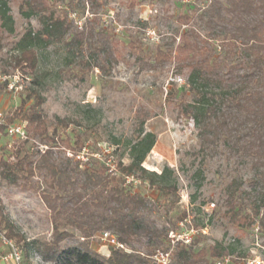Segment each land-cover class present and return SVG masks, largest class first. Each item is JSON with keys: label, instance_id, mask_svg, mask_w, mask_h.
<instances>
[{"label": "trees", "instance_id": "16d2710c", "mask_svg": "<svg viewBox=\"0 0 264 264\" xmlns=\"http://www.w3.org/2000/svg\"><path fill=\"white\" fill-rule=\"evenodd\" d=\"M12 1L0 0V29L8 33L13 32L14 25ZM18 1L19 14L26 20L36 18L39 27L26 29L11 70L23 74L34 70L37 50L62 44L68 53L80 58L82 70L91 67L105 74L119 62L121 51L127 49L111 30L100 26L98 9L102 5L98 0ZM144 2L126 0L129 9ZM59 3L70 13L57 14ZM86 11L90 17L83 25L74 27L68 21L70 15ZM174 21L177 28L156 46L155 57L148 61L139 54L136 59L147 70L172 63L174 77H185L186 87L174 105L178 115L193 122L200 167L223 158L247 172L245 177L238 175L225 184L223 216L237 231L255 226L264 235V0H195ZM138 23L146 25L145 21ZM173 92V88L167 91L168 100H173ZM42 102L31 90L16 108L2 116L0 132L15 121H22L26 123L28 138L13 145L6 157H0V178L22 180V185L27 186L33 177H39L44 187L37 185L36 190L51 213V238L43 242L25 239L4 214L1 202L0 231L22 250L24 264H31L33 252L53 264H151L148 255L115 247H110V255L104 256L92 248L90 240L97 233L100 238L103 233H110L128 246L136 237L139 210L147 200L166 215L179 203L177 185L167 181L172 171L164 166L157 174L143 167L157 138L144 125L157 114L150 115L145 108L136 110V136L127 143L128 162L118 160L114 171L109 172L101 152H91L86 145L91 130L60 118L49 125L39 110ZM73 125L77 129L67 135ZM34 138L39 139V146L30 143ZM118 145L117 139L109 144L114 151ZM83 148L88 150L84 162L76 159ZM200 172L196 170L197 174ZM129 176L148 182L157 197L149 199L131 191V186L125 184ZM186 218L183 210L177 220L181 223ZM202 230L203 226L191 244L178 243L173 248L170 256L176 264H216L225 258L220 244L199 246ZM73 231L79 235L78 243L63 247L64 241L76 238ZM163 238L151 258L157 250H169L168 232Z\"/></svg>", "mask_w": 264, "mask_h": 264}, {"label": "rangeland", "instance_id": "374dc122", "mask_svg": "<svg viewBox=\"0 0 264 264\" xmlns=\"http://www.w3.org/2000/svg\"><path fill=\"white\" fill-rule=\"evenodd\" d=\"M192 1L195 0H145L142 5L129 9L126 0H98L102 5L98 9L100 26L111 30L115 39L127 45L111 70L105 74L91 67L82 70L78 64L80 58L68 53L62 44H56L37 50L36 68L23 74L17 69L11 70L10 64L20 54L19 43L26 29L30 26L36 30L39 24L36 18L24 19L18 11L20 1L13 0L10 3L13 32L0 29V69H6L8 72L5 74L18 72L26 80L23 81V91L17 96L7 94L0 86V113L3 116L16 108L33 90L43 99L39 110L49 125L55 118H60L88 127L91 131L86 145L91 152L99 150L103 161L113 165L120 159L128 162L127 143L136 136V110L145 108L150 115L157 114L144 125V129L157 138L143 167L160 174L167 166L172 171L167 181L177 185L180 200L167 215L162 208L147 200L139 210L134 241L124 245L126 251L148 255L151 264H157L150 254L161 247L165 232L169 238L171 233L193 229L194 239L199 237V229L203 226L205 233L201 234L203 238L199 246L220 244L224 257L230 258V264H248L253 260L264 264V235L259 234L255 226L237 231L223 216L225 184L238 175L245 177L247 172L223 158H215L208 161L206 167H200L201 157L197 154L198 140L193 122L178 115L174 105L186 87L185 77L175 76L183 83L174 80L172 63H166L157 70H147L142 69V64L136 59L139 54L148 61L155 57L156 46L177 28L174 17L185 12ZM63 12L70 13L64 4H57L56 13L61 15ZM89 17L87 11L84 14L78 12L76 16L70 15L68 21L78 27ZM138 21H145L146 25ZM171 88L174 89V98L168 100L166 93ZM31 103L32 100L28 105ZM18 122L22 121L14 123ZM73 129H77L75 125L69 126L66 134ZM0 134V157H6L19 141L5 136L4 131ZM113 139L119 140L115 151L109 146ZM30 143L40 145L37 138L31 139ZM197 169L201 170L199 174ZM22 183V180L11 182L0 178L3 212L25 239L49 241L51 213L36 190L39 185L44 186L38 176L33 177L27 186ZM130 190L145 198L157 197L148 182L133 184ZM183 210L187 212V218L179 223L177 219ZM73 233L76 238L64 241L63 247L78 243L79 235L75 231ZM90 242L98 253L110 255L111 246L100 238L99 233ZM30 259L31 264H53L43 261L34 252ZM167 264H176L174 257L170 256Z\"/></svg>", "mask_w": 264, "mask_h": 264}, {"label": "built area", "instance_id": "2783aa9c", "mask_svg": "<svg viewBox=\"0 0 264 264\" xmlns=\"http://www.w3.org/2000/svg\"><path fill=\"white\" fill-rule=\"evenodd\" d=\"M24 80H26V77L18 72L14 74H5L0 69V86H3L4 91L9 95L12 96L19 95L23 91ZM174 80L176 82L183 83V81H181L180 78L176 79L174 77ZM2 124H3L2 114L0 113V125ZM4 135L13 140L16 139L18 141H25L28 138L26 123L18 122L6 126L4 130ZM41 149H45V147H41ZM87 152L88 150L86 148H83L82 152L76 156V159L81 160L82 162L86 161L88 154ZM108 167L110 168L109 172L114 171L113 164L108 162ZM140 183L141 181L133 176H129L125 178L126 185L132 186L133 184H140ZM201 232L205 233L204 230H202ZM192 233H194L193 229L186 230L184 232H180L177 234L171 233L168 238L169 250L156 251L155 254L153 255V259L155 260V262L157 264H167V261H169L171 251L173 250L175 245H177L178 243L185 245L191 244L193 239ZM101 239L111 247H115L126 251L124 245L119 243L116 240V238L112 236L110 233H103ZM0 242L2 246L5 248V252L2 255V261L4 262V264H24L22 250L17 246V244L13 240L8 239L5 236L4 232L1 231H0ZM216 264H230V258L225 257L219 260ZM248 264H260V262L258 260L257 261L253 260L250 261Z\"/></svg>", "mask_w": 264, "mask_h": 264}, {"label": "crops", "instance_id": "0c3cea01", "mask_svg": "<svg viewBox=\"0 0 264 264\" xmlns=\"http://www.w3.org/2000/svg\"><path fill=\"white\" fill-rule=\"evenodd\" d=\"M4 252H5V248L2 246L0 242V264H4V262L2 261V255Z\"/></svg>", "mask_w": 264, "mask_h": 264}]
</instances>
